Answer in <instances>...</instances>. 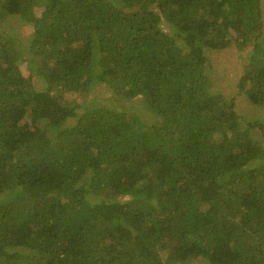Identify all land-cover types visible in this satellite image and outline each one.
<instances>
[{
  "label": "trees",
  "instance_id": "1",
  "mask_svg": "<svg viewBox=\"0 0 264 264\" xmlns=\"http://www.w3.org/2000/svg\"><path fill=\"white\" fill-rule=\"evenodd\" d=\"M0 264H264V0H0Z\"/></svg>",
  "mask_w": 264,
  "mask_h": 264
},
{
  "label": "rangeland",
  "instance_id": "2",
  "mask_svg": "<svg viewBox=\"0 0 264 264\" xmlns=\"http://www.w3.org/2000/svg\"><path fill=\"white\" fill-rule=\"evenodd\" d=\"M27 27L24 26L21 30L26 32ZM249 53V52H246ZM241 53L237 51L234 45L224 50L212 52L209 55V61L206 66V74L213 87L217 90H221L223 95L229 92H235L236 85L240 76L241 69L243 67V59ZM100 98H106L107 94L104 90L94 92ZM71 98L67 100L70 101ZM121 104V102H119ZM96 101V105H97ZM136 104V101L133 102ZM149 116L144 117V121H151Z\"/></svg>",
  "mask_w": 264,
  "mask_h": 264
}]
</instances>
